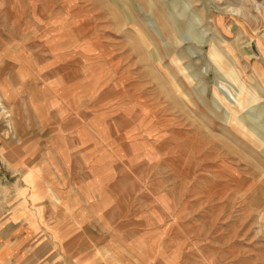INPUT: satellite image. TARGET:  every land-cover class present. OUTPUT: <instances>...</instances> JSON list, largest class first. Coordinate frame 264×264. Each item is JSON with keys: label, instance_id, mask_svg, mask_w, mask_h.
<instances>
[{"label": "rangeland", "instance_id": "obj_1", "mask_svg": "<svg viewBox=\"0 0 264 264\" xmlns=\"http://www.w3.org/2000/svg\"><path fill=\"white\" fill-rule=\"evenodd\" d=\"M136 1L0 0V214L33 226L16 260L264 264V144L219 112L264 123V0Z\"/></svg>", "mask_w": 264, "mask_h": 264}, {"label": "bare ground", "instance_id": "obj_2", "mask_svg": "<svg viewBox=\"0 0 264 264\" xmlns=\"http://www.w3.org/2000/svg\"><path fill=\"white\" fill-rule=\"evenodd\" d=\"M131 2V4L137 9L136 5H137V1L136 0H129ZM128 2V1H127ZM162 12V14H161ZM159 12L160 13V16H159V21L156 17V19L154 18V22L155 24L157 25L154 26V28H152V32H154L156 34L157 37H159L163 44L164 45H167V46H170V43L171 41L174 42V40H176V31H175V27L172 25V23H170L168 20V17L166 18V14H164L165 11H161ZM154 13V12H153ZM155 17V16H154ZM125 19V18H124ZM126 20V19H125ZM143 24V23H142ZM145 26V25H144ZM179 26V24H178ZM177 39H178V35H177ZM55 40V39H53ZM177 42V41H175ZM56 44V48H59L61 47V43L60 41H56L55 42ZM59 44H60V47H59ZM51 45L50 46V50L51 51H54V43L52 44H49ZM163 51V50H162ZM17 52V51H16ZM148 55V54H147ZM150 55V54H149ZM177 55V54H176ZM77 56V55H76ZM211 57H214V61L217 63V65H222L223 64V61H222V56L216 51V50H213V52L211 53L210 55ZM149 57V56H148ZM160 57V56H159ZM186 58V57H185ZM71 60V59H70ZM77 64V63H76ZM76 69V68H75ZM231 71V70H230ZM59 73V69H57V71H55V74H58ZM39 78V77H38ZM43 78V77H42ZM188 78V77H186ZM23 81H24V78H21ZM44 83V82H43ZM69 83V82H68ZM175 83V82H174ZM177 83V81H176ZM27 86H28V91L27 92H30V96H29V99L33 102L35 99L38 100V95L35 91V86H34V83L32 80H29L28 83H27ZM47 86V84H46ZM175 87V90L178 94V96H180L181 99L185 100L184 98H188V94L184 93L183 91L180 90V85L179 84H175L174 85ZM16 88V87H15ZM51 89V88H50ZM60 98V97H59ZM248 98V97H247ZM253 98V97H252ZM237 99V98H236ZM188 100V99H187ZM8 101V100H7ZM62 101V100H61ZM247 101V100H245ZM249 101V100H248ZM0 121L4 119V116L7 115V111H6V107L4 105V103H2L1 101V98H0ZM252 102V101H251ZM249 103V102H248ZM221 104V103H220ZM238 104V103H237ZM45 105V104H44ZM99 105V104H98ZM222 105V104H221ZM234 107H235V104H233ZM42 106V105H41ZM236 108V107H235ZM260 110H261V113L264 117V104H260L259 106ZM220 109V107L218 106V104H215L214 105V110L215 111H212V113L215 115V112H218ZM237 109V108H236ZM61 110V109H60ZM13 111V110H12ZM12 111L10 113H12ZM33 111V110H32ZM64 111V110H63ZM220 112V118L222 121H225L228 123V125H230V128H232L236 133H239L241 135L242 138H244L245 140L249 141L253 147H256V148H259L260 144H264V123L263 124H259L257 123L256 121L254 120H251V119H247L245 116L243 115H240L238 116L237 115V111H232V112H226V113H223L222 111H219ZM43 113V112H42ZM13 114V113H12ZM59 114V113H57ZM62 114V113H61ZM60 114V115H61ZM26 115V114H25ZM50 116V115H49ZM59 116V115H58ZM14 118V117H13ZM7 119V117H6ZM12 119V117H11ZM36 119V118H35ZM24 120V119H23ZM26 120V119H25ZM37 120V119H36ZM264 120V119H263ZM14 121V119H13ZM51 121V120H49ZM61 121V120H60ZM138 121V120H137ZM4 123V122H3ZM6 124V123H5ZM14 124V123H13ZM232 126V127H231ZM41 127H42V124H41ZM2 129V128H1ZM4 129V128H3ZM42 129V128H41ZM6 129H4L5 131ZM9 130V129H7ZM15 130V129H14ZM226 131V130H224ZM227 132V131H226ZM225 132V133H226ZM9 131L5 132V135H8ZM12 133H13V130H12ZM78 133V132H77ZM83 133V132H82ZM228 134V133H227ZM62 136V135H61ZM9 137V136H8ZM46 138V137H45ZM0 139H2L0 137ZM234 141V140H233ZM62 142H64L62 140ZM236 143V142H235ZM247 147V146H245ZM240 149V148H239ZM245 150V149H244ZM254 152V151H253ZM42 153V152H41ZM264 153V151H263ZM33 154V153H31ZM42 155V154H41ZM261 155V154H260ZM35 156V155H34ZM41 157V156H40ZM253 157V156H252ZM26 159V158H24ZM255 159V158H254ZM37 161V160H36ZM253 165V164H252ZM255 168L256 170L261 174V175H264V163L261 161V160H257V165H255ZM247 177H249L250 179L252 177H254V174L253 173H250V174H246ZM264 178V177H263ZM233 180H238V177L236 174H234ZM251 185V184H250ZM249 185V186H250ZM253 186V185H252ZM250 190V189H249ZM104 191V190H103ZM246 194V193H245ZM109 201V200H108Z\"/></svg>", "mask_w": 264, "mask_h": 264}, {"label": "crops", "instance_id": "obj_3", "mask_svg": "<svg viewBox=\"0 0 264 264\" xmlns=\"http://www.w3.org/2000/svg\"><path fill=\"white\" fill-rule=\"evenodd\" d=\"M28 213L30 212L22 215L11 209L7 213L0 214V264H21V261L16 260L18 245L21 244L25 233L33 230L32 217H29ZM43 262L54 264L53 260H42L40 264ZM56 264L62 263L57 262Z\"/></svg>", "mask_w": 264, "mask_h": 264}]
</instances>
